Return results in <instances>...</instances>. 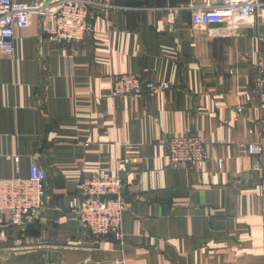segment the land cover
<instances>
[{"label":"crops","instance_id":"0c3cea01","mask_svg":"<svg viewBox=\"0 0 264 264\" xmlns=\"http://www.w3.org/2000/svg\"><path fill=\"white\" fill-rule=\"evenodd\" d=\"M90 1L84 41H51L34 15L13 55L0 52V180L27 179L34 163L47 173L40 220L5 228L0 264H264V151L260 170L247 153L264 145V113L246 101L264 16L199 29L189 10L170 19L190 0ZM125 74L170 89L113 99ZM188 131L209 159L172 169L163 142ZM120 159L130 208L119 242L93 236L70 207L83 180L116 175Z\"/></svg>","mask_w":264,"mask_h":264},{"label":"built area","instance_id":"2783aa9c","mask_svg":"<svg viewBox=\"0 0 264 264\" xmlns=\"http://www.w3.org/2000/svg\"><path fill=\"white\" fill-rule=\"evenodd\" d=\"M91 7L90 0H53L49 5L0 0V52L13 55L16 31L29 28L34 15L41 18L43 31L51 41L60 45L78 44L87 36ZM181 10L192 12V23L199 29L228 22L235 30H241L247 19L264 16V4L260 0H190L186 7L172 11L170 19L176 20ZM169 89L166 82H149L125 74L113 78L111 95L113 99L137 100L154 97ZM246 101L256 102L264 113V56L256 63L254 92ZM163 145L169 167L175 170H201L209 159L205 141L191 131L173 135ZM263 151V140L247 145L248 155L256 159L254 168L257 170L261 169ZM128 167L129 161L120 159L116 162V175L96 174L83 180L78 187V198L70 207L71 220L89 229L95 237L112 236L116 241H122V219L130 205L124 197L127 183L121 175L127 173ZM46 182V171L36 163L31 166L27 179L0 180V242L6 240V227L24 226L40 220L46 206Z\"/></svg>","mask_w":264,"mask_h":264},{"label":"water","instance_id":"95a60500","mask_svg":"<svg viewBox=\"0 0 264 264\" xmlns=\"http://www.w3.org/2000/svg\"><path fill=\"white\" fill-rule=\"evenodd\" d=\"M53 0H49L46 2V5H49Z\"/></svg>","mask_w":264,"mask_h":264}]
</instances>
